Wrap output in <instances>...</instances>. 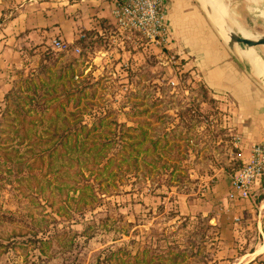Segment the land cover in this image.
<instances>
[{"label":"rangeland","instance_id":"rangeland-1","mask_svg":"<svg viewBox=\"0 0 264 264\" xmlns=\"http://www.w3.org/2000/svg\"><path fill=\"white\" fill-rule=\"evenodd\" d=\"M23 1L0 0V27ZM224 1L232 18L248 30L231 22L242 35L264 34L261 2ZM135 47L127 45L125 56L104 60L81 58L49 42L26 49L18 68H10V88L34 95L24 110L30 109V115L53 112L52 121L44 119L36 126L40 134L56 119L59 133L77 128L81 138L90 129V137L98 134L101 142H110L99 167L125 142L137 140L138 145L137 162L112 160L99 171L83 165L78 171L54 158L46 189L24 187L32 195L17 189V175L1 173L0 264H126L127 256L143 249L165 254L169 248L188 252L178 264H240L235 257L252 247L256 196L254 201L221 203L217 192H211L218 170L234 173L241 166L230 100L214 95L173 44ZM31 78L37 85L33 92L24 89ZM47 91L58 97L39 104L49 97ZM60 163L68 165L59 171ZM65 167L78 173L66 174ZM212 216L218 223L221 218L220 234ZM253 264H264V257Z\"/></svg>","mask_w":264,"mask_h":264},{"label":"crops","instance_id":"crops-1","mask_svg":"<svg viewBox=\"0 0 264 264\" xmlns=\"http://www.w3.org/2000/svg\"><path fill=\"white\" fill-rule=\"evenodd\" d=\"M165 9L170 43L189 59L205 86L214 95L228 98L236 112L232 126L238 134L236 161L242 165L249 157L251 146L264 141V87L212 32L193 0H166ZM0 38V100L10 88V68H18L22 52L31 47H44L53 38L78 47L81 58L86 55L87 58L104 60L110 56H125L129 53L127 45L133 49L135 43L144 44L114 25L110 0H25L16 6L12 15L4 18ZM232 173L218 170L212 179L211 192H217L216 201L221 203L254 201L256 196V237L247 253L235 257L240 264H253L264 257V194L260 196L264 181L250 199L233 198L229 196ZM212 217L213 223H218V218ZM220 219L214 227L218 234L224 226Z\"/></svg>","mask_w":264,"mask_h":264},{"label":"trees","instance_id":"trees-1","mask_svg":"<svg viewBox=\"0 0 264 264\" xmlns=\"http://www.w3.org/2000/svg\"><path fill=\"white\" fill-rule=\"evenodd\" d=\"M71 69L70 65H68L67 70L72 78L73 74L72 71H70ZM60 76L61 75H59V77ZM34 80L35 78H31L29 81H26L24 89H31L32 92L36 91L37 85L33 84ZM59 90L61 91L57 93L58 96L63 92L62 88ZM51 93V91H47L45 95L49 97L41 100L39 104L47 103L51 99H56L58 97L56 94ZM68 96L69 94H65L63 97L67 98ZM4 99L5 104L1 110L2 119L0 121V174L7 173L10 175H17L16 178H13L18 182L17 189L26 195L32 194L26 192L24 187L31 188L35 185V190L38 192L47 188L50 184L47 175L56 167V164L53 162L55 160L54 158H58L62 161L66 160L70 166H76L78 171L80 165L87 167L89 170L99 171L104 169V166L112 160L137 162V151L135 146L138 145V141L135 140V142H131V144L125 142L115 153L116 156H114V158H112V156L108 157L104 164L99 167V161L105 154L103 149L106 145H109L110 142H101V138L98 134H94V136L90 137V129H87L81 138H79V133L76 130L77 128L70 132L59 133L60 127L57 124V119L54 120L53 124L48 125L46 134L42 135L37 131L36 126L42 124L44 119L53 120V112L51 109H48L45 112L46 114L43 115H30V109L24 110V107L26 103L33 102L34 95H24L22 90L17 88H15L14 91L10 88V90L5 93ZM81 128H83V126H81ZM129 138L137 139V136ZM143 140L144 139H142V141ZM156 142L157 140L151 142V145L153 146ZM128 146L132 147L131 152L127 151L126 148ZM152 146L147 147V149ZM47 147H50L49 150H47ZM70 153H73V155ZM64 155H66V158ZM66 164L60 163L58 170L60 171L61 166ZM77 170L69 172V168L65 167L63 171H68L66 174H76L78 173ZM42 182H44L45 186L42 185ZM82 188L83 185L75 189L80 190ZM34 241L41 244L38 240ZM146 252L147 250L143 249L139 253L136 252L134 255L127 256L125 263L178 264L189 255L188 252L185 253L186 251L175 250L173 248H169L165 254ZM141 253L143 255H141Z\"/></svg>","mask_w":264,"mask_h":264},{"label":"built area","instance_id":"built-area-1","mask_svg":"<svg viewBox=\"0 0 264 264\" xmlns=\"http://www.w3.org/2000/svg\"><path fill=\"white\" fill-rule=\"evenodd\" d=\"M166 0H110L114 25L137 40L147 44H169L170 38L165 22ZM51 45L60 51L80 53L78 47L60 38L51 39ZM264 181V141L253 144L247 159L230 176V197L250 199Z\"/></svg>","mask_w":264,"mask_h":264},{"label":"water","instance_id":"water-1","mask_svg":"<svg viewBox=\"0 0 264 264\" xmlns=\"http://www.w3.org/2000/svg\"><path fill=\"white\" fill-rule=\"evenodd\" d=\"M196 1L199 3L202 11L204 12L205 17L207 18L210 25L213 27V30L216 33L217 37L225 44V46L233 53V55L238 58V60L242 63L244 68L253 76V78L264 87L263 79L259 74H257L254 69V66L248 61V57L246 55L249 49H254L257 53L260 54V56L264 60V34H252V38L244 37L241 32H239L235 27L231 26L232 24L230 20L227 19L223 23L224 27H218L214 22L212 9L207 4L204 6L201 0ZM226 8L229 12L228 6H226ZM232 20L241 25L236 19L232 18Z\"/></svg>","mask_w":264,"mask_h":264},{"label":"bare ground","instance_id":"bare-ground-1","mask_svg":"<svg viewBox=\"0 0 264 264\" xmlns=\"http://www.w3.org/2000/svg\"><path fill=\"white\" fill-rule=\"evenodd\" d=\"M201 1H202V4L204 6L207 4L212 9L213 19H214V22H215L216 26L224 27L223 23L227 19V20H230V22H232L237 28H239V27L243 28L237 22L232 20V16L230 15L231 13L229 14V12H228V10L226 8V6H227L226 2L224 0H201ZM246 1H248L250 3H253V4L261 2L262 5H263V9L260 10V16H262L264 18V0H246ZM226 31H227V29H226ZM243 36L247 37L246 35H243ZM249 37L252 38L253 35L249 36ZM246 55L248 57V61L254 66V69L257 72V74H259L261 76V78L263 79V81H264V60L262 59L260 54L257 53L254 49H249Z\"/></svg>","mask_w":264,"mask_h":264}]
</instances>
